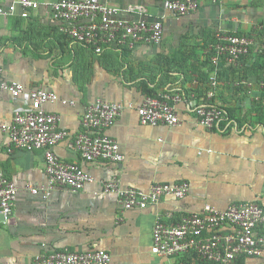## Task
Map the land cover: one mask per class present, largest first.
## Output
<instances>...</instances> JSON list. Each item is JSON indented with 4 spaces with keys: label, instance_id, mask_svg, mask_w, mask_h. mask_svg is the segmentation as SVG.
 I'll return each instance as SVG.
<instances>
[{
    "label": "crops",
    "instance_id": "0c3cea01",
    "mask_svg": "<svg viewBox=\"0 0 264 264\" xmlns=\"http://www.w3.org/2000/svg\"><path fill=\"white\" fill-rule=\"evenodd\" d=\"M17 1L0 0V7ZM38 1L40 8L27 19L0 16V80L52 92L72 103L44 105L67 133L54 153L94 181L75 192L56 189L46 199L33 195L26 186L46 183L43 151L11 145L1 126L18 107L27 106L0 91V172L19 189L12 224L0 225V264H32L36 254L65 249L105 250L110 264H179L194 259V253L165 258L151 252L157 219L175 225L206 205L224 210L255 202L264 209V91L258 87L264 77V46L260 60L255 41L252 56L235 65L221 59L212 72L202 68L208 49L201 47L207 30L212 36L217 30L252 35L264 31V0H197L198 9L184 17L165 10L163 0H99L118 9L122 20L164 19L158 46L140 41L104 45L100 54L72 41L50 18V5L59 0ZM172 55H179L181 62L167 64L164 58ZM254 63L256 71L246 73ZM145 86L154 90V98L182 97L175 105L178 125L139 122L136 109L147 96ZM210 91L211 101L226 116L206 129L195 122L188 105ZM98 100L123 107L106 131L119 145L124 157L120 163L86 162L74 148L75 136L87 132L81 125L84 111ZM113 179L121 189L187 183L190 191L180 200L164 196L145 209L124 210L115 195L102 190V183ZM234 264H264V256Z\"/></svg>",
    "mask_w": 264,
    "mask_h": 264
},
{
    "label": "built area",
    "instance_id": "2783aa9c",
    "mask_svg": "<svg viewBox=\"0 0 264 264\" xmlns=\"http://www.w3.org/2000/svg\"><path fill=\"white\" fill-rule=\"evenodd\" d=\"M162 4L176 17L187 16L198 9L197 0H163ZM40 6L38 0H18L0 7V16L19 15L27 19ZM118 12V9L99 0H59L50 5V18L60 25L61 31L75 43L91 46L96 54L102 52L104 45L120 47L140 41L158 46L162 42L163 18L126 21L117 17ZM214 37L216 53L211 61L215 67L221 59L235 65L241 57L248 55L256 43L254 38L221 30H217ZM210 85L212 88L216 86L215 76L211 78ZM258 87L264 91V80ZM0 91L8 92L14 100H23L27 106L18 107L10 122L1 126L11 145L29 152L43 151L46 183L26 186L33 195L46 199L56 189L75 192L94 181L77 164L63 163L54 153V147L67 133L58 127V116L45 111L44 105L58 101L62 104L71 102L42 89L27 90L17 82L0 80ZM212 95L210 91L199 103L188 105L195 122L206 129L226 116L225 111L211 101ZM181 101L182 97L177 94L159 98L146 96L136 109L139 122L153 127L178 125L180 120L175 105ZM122 109L117 102L100 100L85 109L81 125L87 132L74 138V148L84 161H123L118 143L106 133ZM102 190L115 195L118 205L124 210L145 209L157 204L164 196L180 200L190 191L187 183H154L145 190L121 189L114 179L102 183ZM18 191L17 185L0 172V225L12 224ZM151 252L165 258L194 253V259L179 264H234L240 258L262 257L264 209L255 202L231 205L224 210L206 205L200 213L189 214L175 225L157 219L152 232ZM110 261V254L105 250L65 249L36 254L32 264H110Z\"/></svg>",
    "mask_w": 264,
    "mask_h": 264
},
{
    "label": "trees",
    "instance_id": "16d2710c",
    "mask_svg": "<svg viewBox=\"0 0 264 264\" xmlns=\"http://www.w3.org/2000/svg\"><path fill=\"white\" fill-rule=\"evenodd\" d=\"M264 30V29H263ZM232 34V33H230ZM264 34V31L262 32H258L256 34H234V35H238V36H247V37H251V38H254V40L257 42V58H256V61L260 60V53L262 52V47L264 46V41H263V36ZM204 38H203V44H202V48H205V49H208L206 55H205V58L203 59V62H202V68H207L208 72H212L216 69V67L212 64V57L215 55L216 51H215V48H214V45H215V37L212 36L211 34V31H206L205 34H204ZM254 50L255 49H250L249 50V53L248 55L244 56V57H241L240 59L244 58L243 60H246V58H248V56H252V54L254 53ZM185 59H183L184 61ZM164 61L167 63V64H170L171 62L173 61H176V62H181V58H179V55H172L170 57H167V58H164ZM256 66H258L256 63H254L252 65L251 68H249V70L246 71V73H251V72H254L256 71ZM208 76L207 73H204V76L203 79H205V77ZM264 80V77L259 81H263ZM144 93L149 96V97H154L155 94H154V90L149 88L148 86H145L144 87Z\"/></svg>",
    "mask_w": 264,
    "mask_h": 264
}]
</instances>
